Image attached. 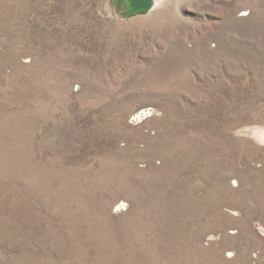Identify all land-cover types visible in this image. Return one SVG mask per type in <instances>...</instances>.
<instances>
[{"label":"rangeland","instance_id":"rangeland-1","mask_svg":"<svg viewBox=\"0 0 264 264\" xmlns=\"http://www.w3.org/2000/svg\"><path fill=\"white\" fill-rule=\"evenodd\" d=\"M259 129L264 0H0V264H264Z\"/></svg>","mask_w":264,"mask_h":264},{"label":"water","instance_id":"water-1","mask_svg":"<svg viewBox=\"0 0 264 264\" xmlns=\"http://www.w3.org/2000/svg\"><path fill=\"white\" fill-rule=\"evenodd\" d=\"M117 12L124 19H133L151 13L156 0H113Z\"/></svg>","mask_w":264,"mask_h":264},{"label":"bare ground","instance_id":"bare-ground-1","mask_svg":"<svg viewBox=\"0 0 264 264\" xmlns=\"http://www.w3.org/2000/svg\"><path fill=\"white\" fill-rule=\"evenodd\" d=\"M160 4H161V0H156V5H155V8H154V10L157 8V7H159L160 6ZM153 10V11H154ZM152 11V12H153ZM150 14V13H149ZM153 112V109H151V108H147V109H141L138 113H137V119H142L145 115H147L148 113H152ZM136 121V120H135ZM255 136L258 138V139H260V141L261 142H263L264 143V130H262V129H259V130H257L256 132H255Z\"/></svg>","mask_w":264,"mask_h":264},{"label":"built area","instance_id":"built-area-1","mask_svg":"<svg viewBox=\"0 0 264 264\" xmlns=\"http://www.w3.org/2000/svg\"><path fill=\"white\" fill-rule=\"evenodd\" d=\"M146 117V116H145ZM136 120V119H135Z\"/></svg>","mask_w":264,"mask_h":264}]
</instances>
